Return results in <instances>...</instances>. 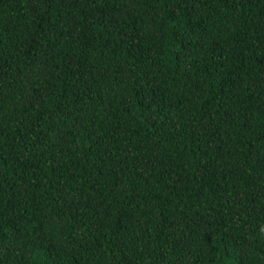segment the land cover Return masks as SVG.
Segmentation results:
<instances>
[{"label":"trees","instance_id":"1","mask_svg":"<svg viewBox=\"0 0 264 264\" xmlns=\"http://www.w3.org/2000/svg\"><path fill=\"white\" fill-rule=\"evenodd\" d=\"M0 264H264V0H0Z\"/></svg>","mask_w":264,"mask_h":264}]
</instances>
